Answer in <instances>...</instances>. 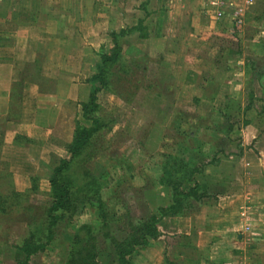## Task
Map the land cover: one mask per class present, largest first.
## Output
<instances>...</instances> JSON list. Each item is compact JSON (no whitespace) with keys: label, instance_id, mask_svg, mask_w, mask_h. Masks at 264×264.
Returning <instances> with one entry per match:
<instances>
[{"label":"crops","instance_id":"0c3cea01","mask_svg":"<svg viewBox=\"0 0 264 264\" xmlns=\"http://www.w3.org/2000/svg\"><path fill=\"white\" fill-rule=\"evenodd\" d=\"M260 4L264 6V0L245 6V27L253 30L236 33L228 19L216 18L217 6L208 0H0L3 177L12 180L16 191L24 192L33 176H50L57 164L50 165V142L57 139L40 135L61 131L67 120L63 115L58 120L57 107L50 115L37 106L49 92L58 102L76 99L71 92L60 97L73 83L45 79L53 85L47 91L41 79L28 75V67L38 73L41 64L51 63L62 73L91 59L89 66L95 71L98 56L86 58L92 49L88 38L101 44L110 32L141 21L146 36L130 30L123 38V51L148 57L144 73L150 89L144 96L152 93L165 101L154 113L157 118L142 113V118L152 121L149 137L158 141L153 151L158 159L147 163L153 165L152 171L146 170L147 164L142 167L152 185L146 190L154 188L156 193V207L148 216L171 203L170 189L158 181L164 161V153L161 159L158 151L176 116L182 119L179 129L189 135L184 143L193 148L203 140L209 146L203 153H192L190 161L200 165L216 156L219 162L206 164L194 175L210 195L201 201L189 198L191 205L182 215L162 217L160 236L128 256L129 264H264V13L257 10ZM187 115L195 121L189 123L194 119ZM110 258V264H117L115 251ZM97 260L101 264L98 256Z\"/></svg>","mask_w":264,"mask_h":264},{"label":"trees","instance_id":"16d2710c","mask_svg":"<svg viewBox=\"0 0 264 264\" xmlns=\"http://www.w3.org/2000/svg\"><path fill=\"white\" fill-rule=\"evenodd\" d=\"M132 29L139 30L141 37L146 36L141 30L140 21L135 27L110 32L109 46L99 51L95 71L86 79L89 83L88 98L79 103L80 119L75 121L72 140L67 147L68 157L59 160L47 179L50 201L46 213L48 222L45 239L36 241L38 232L28 224L26 235L18 246V251L24 254V258L19 259L17 264H33L31 256L44 252L53 240L54 227L60 220L66 219L68 223H71L79 204L87 205L95 217L93 220L82 218L78 221L70 238L66 264H99L96 247L98 233L111 240L118 257L117 264H129L128 256L138 247L146 245L150 239H157L160 236L158 223L162 217L182 215L191 205L188 202L189 198L201 201L210 195L208 187L200 184L194 175L201 172L206 164H217L219 158L214 156L200 165L192 163L189 159L190 155L203 153L209 146L203 140L198 144L193 142L195 144L193 148L184 143V139L189 135L179 129L182 119L176 116L171 129L179 138L174 145L181 151L164 153L161 174L158 177L159 183L170 189L171 203L165 207H158V215L151 214L142 220H140L141 217L131 218L126 209L127 225H129L126 237L118 239L111 233L110 218L112 222L115 221L116 209H109L105 197L107 192L105 185L111 183L110 178L106 171L93 170L88 163L103 152L104 147L101 143L108 144V141H105V135L113 129L114 120L101 116L99 112V93L106 91L126 103L136 102L134 98L140 88L138 83L141 80L136 82L132 76L140 71L145 72L148 57L124 55L123 38ZM143 103L156 107L161 100L152 93H147ZM139 106H141L140 103ZM114 163L121 171L132 174L134 170L133 164L126 158L116 159ZM30 181V187L24 192H19L13 188L11 179L0 177V183L5 186L3 190L0 188V213L6 214L9 206L17 205L20 198H28L37 190L38 178L33 176ZM15 220L24 219L17 215Z\"/></svg>","mask_w":264,"mask_h":264},{"label":"rangeland","instance_id":"374dc122","mask_svg":"<svg viewBox=\"0 0 264 264\" xmlns=\"http://www.w3.org/2000/svg\"><path fill=\"white\" fill-rule=\"evenodd\" d=\"M257 10L259 12L263 10L264 13L263 4H260ZM245 25L243 28L245 29V32L253 30V28H249V26L245 27ZM60 39H62V37H60ZM88 39V45L92 49L91 52H87L86 58H97L99 51L107 48L110 44L109 36L107 41L103 42L102 40L101 44L98 39L92 37ZM221 43L226 45V40L224 41L222 39ZM228 44H230V42ZM233 44H235V42H233ZM124 55L129 56L131 54L124 53ZM86 60L87 63L85 65L80 67H76L75 65L74 67H67L66 70H64L65 72L63 71L62 73L60 68L53 67L51 63H49V65L41 64V68L38 73H36V69L33 67H28L27 69L28 75L30 77L32 76L31 78L41 79L40 85L47 91H51L53 85L51 80L45 83V79H67L69 82L73 83V85H67V88L63 91V93H60V97L62 95L66 96L69 92H71V94L73 93L76 97L75 101L71 100L72 102L68 104L67 99L64 101L60 99L58 102V98L55 100L53 99V92H49L48 95L43 96L41 104L37 106L45 107L46 110L50 112V115L52 113L51 110L57 107L56 113H61L58 116V120H60L61 115H63V120H67L61 125V131L50 132L49 134H45L44 132L40 135V137L50 135L51 137H48V139H57L56 141H53V143L49 141L50 151L53 153L49 158L50 165L55 163L58 164L59 160L62 158L61 156L65 154L66 155L64 157H68L67 147L71 138L72 128H74L76 118L80 119V115L78 114V111L80 110L79 103L86 101L88 98L89 83L86 82V78L94 73L89 66L91 59ZM258 66L260 67L258 68L261 69V65ZM132 79L136 82L141 80V84L140 82L138 83L140 88L134 98L136 101L135 103H126L119 97L106 91L99 93V112L101 116L114 120L112 124L113 129L105 135V141L107 140L108 144L106 142L101 143L104 147L103 152L98 154L88 163V166L91 169L96 171L100 169V171H106L109 175L111 183L105 185L107 188L105 197L107 199L106 202L108 203L107 205L109 209H116L115 221L112 222V219L110 218V230L111 233L118 239L126 237L129 232V225H127L125 211L126 209L129 211L131 218L138 219L141 217L140 220H142L143 218H146L148 214L152 212V209L156 207V204L154 203L156 202V193H154V188L146 190L152 185L148 178L145 177L146 171L143 174L142 167L145 168V165L149 161L157 158V152L155 154L153 151H155L158 141L154 138V136L152 137V135L149 137L151 133L152 121L150 119L142 118V113L144 112L152 118H157L158 114L154 113L162 109L165 101L161 100V103L156 107L143 103L146 89H150L148 88L146 75L140 71L134 74ZM42 103H44V105ZM139 103L141 106H139ZM62 105H65V108L62 109ZM30 106H32L33 110L36 109L35 103H31ZM183 106H185V103L180 108V112L185 114ZM188 118L194 119L189 121V123L195 121L194 117L188 116ZM50 124H52V120L50 121ZM163 135V141L160 145V150L158 151L161 159L163 157V153H178V151H181V149H178V147L174 145V141L179 138L176 137V133L173 132L171 127L168 130L166 129V132ZM119 158H126L133 164L134 170L132 174L127 171H121L117 167L114 162ZM152 169V164L146 165V170L152 171ZM142 174L144 177L143 180L141 179L143 178ZM0 175L4 176L1 168ZM47 179L48 177H40L37 181L38 188L36 191L31 193L28 198H20L17 205L9 206L6 214L0 213V264H17L19 259L24 258V254L18 251V246L21 244L22 239L26 235L28 224L31 228L37 230L38 232L36 241H44L48 222L46 213L50 201V197L48 196L49 184ZM30 182L27 180V187H30ZM3 183H5V181ZM0 188L3 190V188L5 189V186L0 183ZM142 213L145 217H142ZM145 213H147V216ZM156 213V215H158L157 209ZM17 215L23 217L24 220H15ZM94 217V213H92V210L87 205L79 204L71 223H68L67 220L64 219L60 220L56 224L54 227L55 236L53 240L46 247L44 252L31 256L32 263L66 264L67 249L70 244V238L78 221L82 218L93 220ZM97 238L96 247L98 250L99 261H101V264H110V255H114V248L111 240L109 238H104L101 233L97 234Z\"/></svg>","mask_w":264,"mask_h":264},{"label":"built area","instance_id":"2783aa9c","mask_svg":"<svg viewBox=\"0 0 264 264\" xmlns=\"http://www.w3.org/2000/svg\"><path fill=\"white\" fill-rule=\"evenodd\" d=\"M210 4L217 6L216 18L228 19L231 28L236 33H241L245 25V6L252 5L255 0H244L238 4L235 0H208ZM245 230H249L245 227Z\"/></svg>","mask_w":264,"mask_h":264}]
</instances>
